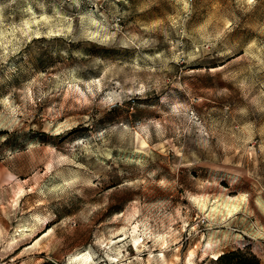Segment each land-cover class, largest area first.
I'll return each instance as SVG.
<instances>
[{"label": "rangeland", "instance_id": "1", "mask_svg": "<svg viewBox=\"0 0 264 264\" xmlns=\"http://www.w3.org/2000/svg\"><path fill=\"white\" fill-rule=\"evenodd\" d=\"M233 250L264 264V0H0V264Z\"/></svg>", "mask_w": 264, "mask_h": 264}, {"label": "trees", "instance_id": "2", "mask_svg": "<svg viewBox=\"0 0 264 264\" xmlns=\"http://www.w3.org/2000/svg\"><path fill=\"white\" fill-rule=\"evenodd\" d=\"M215 260L220 264H262L254 254L241 250L224 252Z\"/></svg>", "mask_w": 264, "mask_h": 264}, {"label": "bare ground", "instance_id": "3", "mask_svg": "<svg viewBox=\"0 0 264 264\" xmlns=\"http://www.w3.org/2000/svg\"><path fill=\"white\" fill-rule=\"evenodd\" d=\"M138 247V246H137ZM224 253V251H218V252H215L214 254H213V258L214 259H217L221 254H223Z\"/></svg>", "mask_w": 264, "mask_h": 264}]
</instances>
